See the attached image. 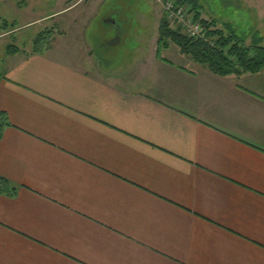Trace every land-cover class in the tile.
<instances>
[{
  "label": "crops",
  "instance_id": "crops-1",
  "mask_svg": "<svg viewBox=\"0 0 264 264\" xmlns=\"http://www.w3.org/2000/svg\"><path fill=\"white\" fill-rule=\"evenodd\" d=\"M157 4L90 10L86 48L64 31L41 54L7 48L0 264H264V69L217 76L175 44L159 58Z\"/></svg>",
  "mask_w": 264,
  "mask_h": 264
},
{
  "label": "rangeland",
  "instance_id": "rangeland-1",
  "mask_svg": "<svg viewBox=\"0 0 264 264\" xmlns=\"http://www.w3.org/2000/svg\"><path fill=\"white\" fill-rule=\"evenodd\" d=\"M74 1L76 0H25L26 4L21 5L17 0H7V3L2 5L1 12V16L4 19L0 22V64L5 60L9 46L25 47L27 51H32L36 36L47 29L54 30V32H65L66 36L63 37V41L60 44H67L75 49L86 48L89 46V40H87L88 27L90 26L91 28V23L89 24V20H87V14L90 10H100L104 14V11L115 9V6H125L129 10L149 9V5H156L159 0H107L105 7L102 9L94 8L90 0L88 5L85 4L75 10L71 8L66 12L59 13L71 7V4H73L71 2ZM160 1L165 3L167 0ZM161 2L157 5H160L164 12ZM193 3H195L194 0ZM184 4L186 9H191L190 6L192 5L187 3V1ZM197 4L201 20L211 22L212 20L207 16H216L224 21L228 20L231 22L237 34L245 35L258 32L264 38V19H262L264 18L262 16L264 14V1L257 2L260 6V9H257L258 11L245 8L244 3L239 0H197ZM27 7L28 9L26 10ZM43 11L58 14L53 21L22 29L23 26L30 24L38 16H41L39 12ZM82 11H85V14L77 19L78 25H75L76 19L74 18ZM216 27L228 35V29H226L225 25L218 24ZM53 36H55V33ZM231 36L237 37L234 33ZM59 47H63V45ZM168 58L176 61L169 55ZM180 64L187 67L191 66L188 60L181 61Z\"/></svg>",
  "mask_w": 264,
  "mask_h": 264
},
{
  "label": "trees",
  "instance_id": "trees-1",
  "mask_svg": "<svg viewBox=\"0 0 264 264\" xmlns=\"http://www.w3.org/2000/svg\"><path fill=\"white\" fill-rule=\"evenodd\" d=\"M191 4V11L195 13L196 20L201 21L208 29L209 41L192 39L183 34L179 29L173 28L172 24L165 16L162 19L159 30L158 57L161 58V52L167 49L170 44H175L182 55L189 57L195 63L205 67L212 74L227 77L231 75L240 76L242 74H257L264 69V45L254 42L246 45L245 41L238 37H232L230 34L223 33L216 27L214 22L201 20L200 11L197 7V0H186ZM21 5H25V0H17ZM20 5V7H21ZM3 20L0 12V22ZM1 31V29H0ZM54 30H45L40 32L33 44V53L41 54L48 51L53 46ZM16 46H9L8 53L18 52ZM3 74L0 71V81ZM11 123L6 113L0 112V140L4 131L10 127ZM8 180L0 179V193L4 191V185Z\"/></svg>",
  "mask_w": 264,
  "mask_h": 264
},
{
  "label": "built area",
  "instance_id": "built-area-1",
  "mask_svg": "<svg viewBox=\"0 0 264 264\" xmlns=\"http://www.w3.org/2000/svg\"><path fill=\"white\" fill-rule=\"evenodd\" d=\"M161 1L159 0L158 3ZM186 0H167L161 2L166 17L174 28L179 29L183 34L192 39L209 41L208 29L205 25L196 20V15L191 9H186Z\"/></svg>",
  "mask_w": 264,
  "mask_h": 264
}]
</instances>
